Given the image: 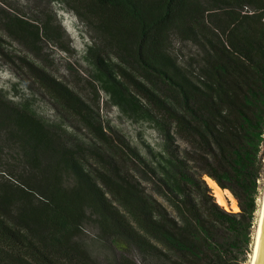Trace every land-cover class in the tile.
Returning <instances> with one entry per match:
<instances>
[{"label": "trees", "instance_id": "1", "mask_svg": "<svg viewBox=\"0 0 264 264\" xmlns=\"http://www.w3.org/2000/svg\"><path fill=\"white\" fill-rule=\"evenodd\" d=\"M61 2L100 36L83 57L108 99L143 115L162 142L142 157L108 133L93 104L37 59L43 40L68 50L59 24L37 5L28 14L2 3L0 28L31 54L21 67L92 140L0 90V161L3 142L17 144L34 174L28 188L0 184V264H101L78 239L88 221L119 251L117 264H139L134 250L144 264H245L264 173V0ZM173 36L199 53L179 61ZM6 44L0 37L2 54ZM127 158L160 180L174 213ZM205 177L239 210L220 205Z\"/></svg>", "mask_w": 264, "mask_h": 264}, {"label": "rangeland", "instance_id": "2", "mask_svg": "<svg viewBox=\"0 0 264 264\" xmlns=\"http://www.w3.org/2000/svg\"><path fill=\"white\" fill-rule=\"evenodd\" d=\"M4 2L9 8L13 6L15 7L14 10L19 9L21 12L28 14L33 12L36 5L39 9L48 12L54 22L59 24V29L63 34V43L68 46V50H63L56 44L43 40L40 45L41 51L37 55L38 61L50 73L69 83L83 98L93 104V108L99 113L100 119L110 126L108 133L120 135L142 157L148 155L149 149H158L162 142V137L158 130L143 115L136 114L134 111L129 113L122 111L121 108L113 104L93 76V67L83 57V50L85 43L100 42V36L85 21L81 20L68 4L62 3L61 0H0V7L4 6L7 8L5 4H2ZM221 8H226V5H221ZM0 37L7 42L5 47L7 54L0 52V90L5 97L12 99L14 102L29 101L44 119L55 123L65 122L67 133L74 134L85 142L92 140L91 135L85 129H78L80 127L78 118L71 114L63 115L60 113L54 99L46 88L32 77L28 70L21 67L19 57L26 54L31 55L27 53L25 47L8 37L1 28ZM172 39L171 52L179 61L186 62L190 56L199 53L197 47L190 41H181L175 36ZM3 145L2 159L0 161V184H10L13 187L21 184L28 188L24 183L28 182L30 184L33 181L32 177L34 174L22 160L18 145L8 142H3ZM127 153L129 151H126ZM132 161L134 163L127 158L123 165L141 181L149 193L161 200L174 213L169 203L157 192L160 180L152 173H144L143 164L136 161V159H132ZM260 185L256 199L257 210L253 222L252 241L245 264H252V255L261 215L260 209L264 197V173L260 180ZM37 196L40 195L37 194ZM224 208L233 210L230 204ZM98 231L96 224L88 221L83 224V230L78 239L99 263L117 264L119 251L103 240L99 236ZM132 258L139 264H144L143 254L139 251L134 250Z\"/></svg>", "mask_w": 264, "mask_h": 264}, {"label": "bare ground", "instance_id": "3", "mask_svg": "<svg viewBox=\"0 0 264 264\" xmlns=\"http://www.w3.org/2000/svg\"><path fill=\"white\" fill-rule=\"evenodd\" d=\"M206 182L208 183V185L212 188L213 190V194L217 200V202L224 206L227 207V205L230 204V206L232 207V209L234 211L239 210V207L237 205L236 199L233 197V195L231 194V192L229 190H222L217 183L211 179L210 177H205ZM262 209V207H261ZM260 209V211H261ZM257 237V235H256ZM256 243V242H255ZM255 248V246H254ZM254 254V251H253ZM252 259H253V255H252Z\"/></svg>", "mask_w": 264, "mask_h": 264}, {"label": "water", "instance_id": "4", "mask_svg": "<svg viewBox=\"0 0 264 264\" xmlns=\"http://www.w3.org/2000/svg\"><path fill=\"white\" fill-rule=\"evenodd\" d=\"M252 264H264V197L257 231Z\"/></svg>", "mask_w": 264, "mask_h": 264}, {"label": "built area", "instance_id": "5", "mask_svg": "<svg viewBox=\"0 0 264 264\" xmlns=\"http://www.w3.org/2000/svg\"><path fill=\"white\" fill-rule=\"evenodd\" d=\"M242 12H248V8L247 7L243 8ZM249 12H251V11H249Z\"/></svg>", "mask_w": 264, "mask_h": 264}]
</instances>
